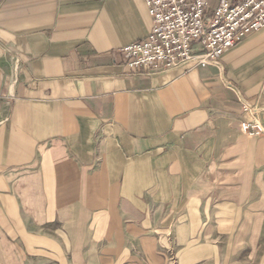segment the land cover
I'll return each instance as SVG.
<instances>
[{
  "label": "crops",
  "instance_id": "obj_1",
  "mask_svg": "<svg viewBox=\"0 0 264 264\" xmlns=\"http://www.w3.org/2000/svg\"><path fill=\"white\" fill-rule=\"evenodd\" d=\"M151 29L144 0H0V264H212L224 221L264 220V28L133 69Z\"/></svg>",
  "mask_w": 264,
  "mask_h": 264
},
{
  "label": "built area",
  "instance_id": "obj_2",
  "mask_svg": "<svg viewBox=\"0 0 264 264\" xmlns=\"http://www.w3.org/2000/svg\"><path fill=\"white\" fill-rule=\"evenodd\" d=\"M152 29L143 39L122 50L133 68L165 71L180 64L208 65L219 60L247 35L264 28V0H144ZM194 45L200 48L195 50ZM196 52H200L196 55ZM241 122L247 134H264V123L251 105Z\"/></svg>",
  "mask_w": 264,
  "mask_h": 264
},
{
  "label": "rangeland",
  "instance_id": "obj_3",
  "mask_svg": "<svg viewBox=\"0 0 264 264\" xmlns=\"http://www.w3.org/2000/svg\"><path fill=\"white\" fill-rule=\"evenodd\" d=\"M249 217L251 213L248 214ZM214 222V221H213ZM224 233L211 235L208 239L210 243L216 245V252L212 255V264H264V220L243 218L242 220L224 221ZM258 229L263 232L259 235L248 234L251 229ZM239 231L244 234L239 235ZM199 237H196L198 239ZM144 256H149L143 252ZM144 258L149 264H157V259ZM159 264H177L178 259L176 252L168 250L163 252V259L158 261ZM137 264V263H133ZM139 264V263H138ZM195 264H205L201 257Z\"/></svg>",
  "mask_w": 264,
  "mask_h": 264
}]
</instances>
